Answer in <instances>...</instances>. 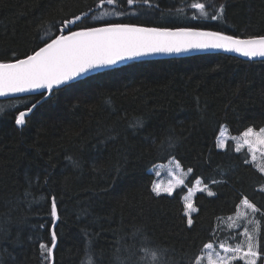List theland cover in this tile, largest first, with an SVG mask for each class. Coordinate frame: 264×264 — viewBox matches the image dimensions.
Instances as JSON below:
<instances>
[{
    "label": "trees",
    "instance_id": "trees-1",
    "mask_svg": "<svg viewBox=\"0 0 264 264\" xmlns=\"http://www.w3.org/2000/svg\"><path fill=\"white\" fill-rule=\"evenodd\" d=\"M192 2L155 0L160 8L151 15L106 19L264 34V0H200L223 4L222 21L168 14L183 7L190 17ZM98 5L99 0H0V59L43 46L45 32L59 34L51 25L70 14L90 7L97 15L111 10ZM90 76L39 106L23 129L15 126L13 110L0 115V264H41L39 244L50 240L52 230V196L59 214L53 264H81L89 242L93 264H136L142 242L132 238L136 230L167 250V264H189L204 243L223 240L234 229L225 219L236 214L244 197L264 206V173L250 151L236 152L232 138L225 149L215 147L224 125L233 136L264 127V59L225 54L140 59ZM18 97L2 98L0 106L37 98ZM137 117L144 127L133 130L129 123ZM173 156L184 170L193 169L185 180L189 188L200 180L215 193H196L198 211L190 227L183 216L187 188L159 198L150 190L156 178L148 170ZM69 157L80 166L72 167ZM260 226L264 233V219Z\"/></svg>",
    "mask_w": 264,
    "mask_h": 264
},
{
    "label": "snow or ice",
    "instance_id": "snow-or-ice-1",
    "mask_svg": "<svg viewBox=\"0 0 264 264\" xmlns=\"http://www.w3.org/2000/svg\"><path fill=\"white\" fill-rule=\"evenodd\" d=\"M109 6L111 10L101 11L99 15L91 7L79 14H70L51 25L59 34L53 36L50 29L45 32L47 39L44 36L40 39L43 46L33 48L30 53L27 51L20 55L12 53L9 60L0 59V97L19 98L18 94L37 97L24 100L21 105L0 106V115L9 109L13 110L15 126L23 129L28 125L34 111L56 97L57 93L93 79L94 77L90 76L92 73H100L102 69H113L118 64L144 56L221 50L225 53H238L249 59L264 58V34L235 35L214 30L208 24L145 26L125 23L122 19H106L109 16L123 18L151 15L160 8L155 0H99V8L108 9ZM187 8L191 10L190 17L183 7L168 9V14H179L191 20L208 22L222 21L224 18L223 4L217 6L214 2L204 3L195 0L188 4ZM160 14L164 15L163 12ZM93 21L100 23H92ZM143 127L144 121L140 117L129 123V128L133 130ZM241 136V139L236 140V152H240L244 146L253 152L254 145H264V127L258 131L248 127ZM217 140L219 142L215 144L216 148L225 149L228 146V142L222 136L217 137ZM173 143V139L169 137L166 142L167 149H171ZM164 144L165 142H161L162 148ZM68 159L72 167L80 166L78 161L71 157ZM252 159H255L254 154ZM170 162L173 168L169 175L174 177V183L170 182L167 187H162L153 181L150 190L159 198L171 197L177 187L187 188L188 194L183 197V216L187 218L190 227L193 224L192 214L198 209L193 202L195 192L188 187L185 180L193 169L189 167L185 172L180 161L174 156ZM243 162L247 164L249 161L245 158ZM148 171L150 175H160L158 170ZM260 171L264 172V168ZM44 175H47L46 171ZM32 182L30 180L29 184ZM35 183L37 185L40 183L39 173L35 176ZM201 183L200 180H196L197 185ZM195 191L206 192L210 197L215 195L208 185L198 187ZM29 194L25 193L26 196ZM241 203L245 212L235 224V228L230 229L223 240L204 243L201 252L193 256L189 264H257L258 260L259 264H264V233L260 226V219H264V206L257 207L247 197H244ZM50 217L52 218L50 240L39 244L41 264H53V252L57 247L55 226L59 214L55 196L50 200ZM138 237L142 242L137 249L136 264H167L165 259L167 250L155 248L139 230H136L132 233V238L135 240ZM92 255L89 242L81 264H93Z\"/></svg>",
    "mask_w": 264,
    "mask_h": 264
},
{
    "label": "rangeland",
    "instance_id": "rangeland-1",
    "mask_svg": "<svg viewBox=\"0 0 264 264\" xmlns=\"http://www.w3.org/2000/svg\"><path fill=\"white\" fill-rule=\"evenodd\" d=\"M256 131H258V130H256ZM221 136L227 142H228L229 139L232 138V139L235 140V143H236V140H239V139L242 138L241 135H237V136L231 135L230 132L228 131V128L225 125L222 127L218 137H221ZM218 142L219 141L217 140V143ZM241 149H248V147L244 146ZM253 150H254L253 152H250L251 161L260 170L261 168H264V145L256 144V145L253 146ZM248 151H249V149H248ZM253 154L255 155V159L254 160L252 159ZM171 160L172 159H170L166 163L157 164V165H155L154 167L151 168L154 171L155 170L159 171L160 175L159 176L155 175V178H156L155 182L159 183L162 187H167L170 182L174 183V177L169 175V173L172 171V168H173V164L170 162ZM184 171L186 172V170H184ZM198 187L202 188L203 185L202 184L197 185L195 183L194 186L192 187V189L195 192V195H196V193L200 192V191H195V189L198 188ZM177 188H179V187H177ZM187 194H188V192L186 193V195ZM195 195H194V197H195ZM194 197H193V202H194ZM244 212H245V208H244V206L241 203L239 208H238V211L236 212V214L234 216H231V217H228V218L225 219L226 224L228 223L229 225H233L234 228H235V224L237 222H239V219H240V217H242L244 215ZM229 218H231V219H229ZM240 231H243V229H240ZM221 255H223L222 251H221Z\"/></svg>",
    "mask_w": 264,
    "mask_h": 264
},
{
    "label": "water",
    "instance_id": "water-1",
    "mask_svg": "<svg viewBox=\"0 0 264 264\" xmlns=\"http://www.w3.org/2000/svg\"><path fill=\"white\" fill-rule=\"evenodd\" d=\"M202 54H225V55H231V56L239 57V58H242V59H249L247 57L241 56L238 53H225V52H223L221 50H210V51H191V52L183 53V54H180V55L156 54V55H149V56L140 57L139 59H136V60H140V59H156V58H166V57H177V56H193V55H202ZM252 59L254 60V59H264V58H252ZM130 61H134V60H130ZM130 61H126L124 63L130 62ZM124 63L118 64L116 66L122 65ZM20 95H24V94H18V96H20ZM2 98H8V97H0V99H2ZM56 223H57V221H56Z\"/></svg>",
    "mask_w": 264,
    "mask_h": 264
}]
</instances>
